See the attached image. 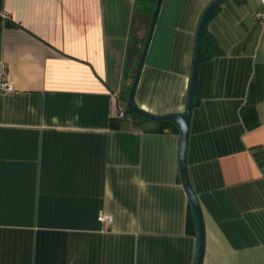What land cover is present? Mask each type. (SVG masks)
Here are the masks:
<instances>
[{"label": "crops", "instance_id": "0c3cea01", "mask_svg": "<svg viewBox=\"0 0 264 264\" xmlns=\"http://www.w3.org/2000/svg\"><path fill=\"white\" fill-rule=\"evenodd\" d=\"M213 1H162L135 93L141 110L186 114ZM260 9L225 0L207 23L214 45L199 66L187 153L203 264H264ZM150 21L136 0H0V85L14 87L0 90V264H195L181 133L125 117L128 66ZM244 107L257 113L250 127Z\"/></svg>", "mask_w": 264, "mask_h": 264}, {"label": "water", "instance_id": "95a60500", "mask_svg": "<svg viewBox=\"0 0 264 264\" xmlns=\"http://www.w3.org/2000/svg\"><path fill=\"white\" fill-rule=\"evenodd\" d=\"M162 1L163 0H158L145 43L140 45L138 54H136L133 57L131 63L128 66V72L130 76L133 78V84L127 100L126 113L130 116L133 114H137L139 117L154 122H160V123L169 122L175 125L179 129L181 133V147H180V158H179L180 176L183 187L186 191V194L188 196L192 208V212L194 215L196 228H197L198 249H197V257L195 264H203V260L205 256V223H204L201 206L199 204V200L190 182L189 173H188V164H187V153H188L192 113L194 108L198 106V98H197L198 75H199L200 49H201L203 30L213 10L216 9L219 6V4H221L225 0L213 1L210 4V6L206 9L200 20L197 36H196L194 61H193L191 83L189 90V100H188L186 114L185 115L170 114L165 116H155L141 110L137 106L135 102V93L141 76V71L143 69V65L146 59L147 51L151 42L153 31L157 22Z\"/></svg>", "mask_w": 264, "mask_h": 264}, {"label": "trees", "instance_id": "16d2710c", "mask_svg": "<svg viewBox=\"0 0 264 264\" xmlns=\"http://www.w3.org/2000/svg\"><path fill=\"white\" fill-rule=\"evenodd\" d=\"M157 3H158V0H136L137 8H142L144 10V13L150 16L151 21H152V17L154 15V11H155ZM221 4H219V6L213 10L208 21L211 18H213L219 12ZM151 21H150V26H151ZM208 21H207V23H208ZM207 23L204 26L203 36H202V40H201L200 64L211 58L212 47L214 45L213 37L209 34V32L207 30ZM138 52H137V54H138ZM200 64H199V66H200ZM130 90H131V87L127 89L125 99H127L128 95L130 93ZM125 117H129L132 120L150 121V120H147L145 118L139 117L137 114H133L131 116L127 114ZM241 117H242L244 123L246 124V126H248V127L257 123V113L253 107L242 108ZM160 126L162 129H167V128L175 129V130L178 129L175 125H173L169 122H161Z\"/></svg>", "mask_w": 264, "mask_h": 264}, {"label": "built area", "instance_id": "2783aa9c", "mask_svg": "<svg viewBox=\"0 0 264 264\" xmlns=\"http://www.w3.org/2000/svg\"><path fill=\"white\" fill-rule=\"evenodd\" d=\"M261 4V9L255 14L256 20L261 24L264 25V0H259ZM14 89L13 84L11 81L6 80L1 82L0 90L1 92H12ZM120 117H124L125 113L123 111H120L119 113ZM103 222H110L111 218L108 216L102 217Z\"/></svg>", "mask_w": 264, "mask_h": 264}]
</instances>
